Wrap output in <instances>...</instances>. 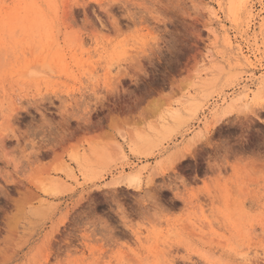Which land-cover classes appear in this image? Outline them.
<instances>
[{
    "label": "rangeland",
    "instance_id": "obj_1",
    "mask_svg": "<svg viewBox=\"0 0 264 264\" xmlns=\"http://www.w3.org/2000/svg\"><path fill=\"white\" fill-rule=\"evenodd\" d=\"M262 79L264 0H0V264H264Z\"/></svg>",
    "mask_w": 264,
    "mask_h": 264
},
{
    "label": "bare ground",
    "instance_id": "obj_2",
    "mask_svg": "<svg viewBox=\"0 0 264 264\" xmlns=\"http://www.w3.org/2000/svg\"><path fill=\"white\" fill-rule=\"evenodd\" d=\"M259 84L264 87V79H262ZM244 93H245V97L246 98H249L251 96V93H250V89L249 88H244Z\"/></svg>",
    "mask_w": 264,
    "mask_h": 264
},
{
    "label": "snow or ice",
    "instance_id": "obj_3",
    "mask_svg": "<svg viewBox=\"0 0 264 264\" xmlns=\"http://www.w3.org/2000/svg\"><path fill=\"white\" fill-rule=\"evenodd\" d=\"M131 264H135V261H131Z\"/></svg>",
    "mask_w": 264,
    "mask_h": 264
}]
</instances>
